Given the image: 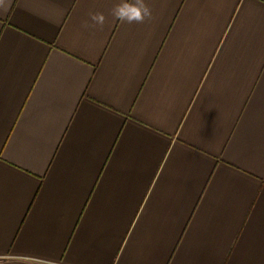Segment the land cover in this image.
I'll return each instance as SVG.
<instances>
[{"label": "crops", "instance_id": "crops-1", "mask_svg": "<svg viewBox=\"0 0 264 264\" xmlns=\"http://www.w3.org/2000/svg\"><path fill=\"white\" fill-rule=\"evenodd\" d=\"M121 2L0 4V264H264V0Z\"/></svg>", "mask_w": 264, "mask_h": 264}, {"label": "clouds", "instance_id": "clouds-1", "mask_svg": "<svg viewBox=\"0 0 264 264\" xmlns=\"http://www.w3.org/2000/svg\"><path fill=\"white\" fill-rule=\"evenodd\" d=\"M2 3L3 0H0V4ZM89 15L92 24H86V27H103L106 17L102 12H93ZM111 15L114 20L122 23H143L146 19H151L152 10L147 3H145V0H122L121 3L116 4L112 8Z\"/></svg>", "mask_w": 264, "mask_h": 264}]
</instances>
